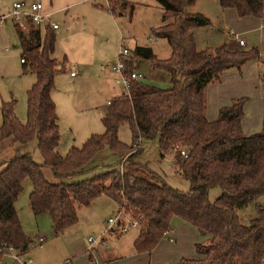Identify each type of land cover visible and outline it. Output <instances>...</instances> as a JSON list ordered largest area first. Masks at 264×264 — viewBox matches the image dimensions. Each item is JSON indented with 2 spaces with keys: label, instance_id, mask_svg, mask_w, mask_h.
Wrapping results in <instances>:
<instances>
[{
  "label": "trees",
  "instance_id": "1",
  "mask_svg": "<svg viewBox=\"0 0 264 264\" xmlns=\"http://www.w3.org/2000/svg\"><path fill=\"white\" fill-rule=\"evenodd\" d=\"M161 9V24L150 29L155 38L165 39L170 48L167 58L158 59L149 47L134 46L121 56L122 72L134 71L138 59L168 75L169 87L158 88L142 80H132L128 94L120 93L105 108L102 132L90 134L78 147L64 155L55 151L58 142L56 114L51 100L54 77L61 71L52 56L54 35L25 19L26 30L13 24L20 58L34 81L25 91V120L14 114L15 100L0 101V149L7 145L35 141L42 162L29 152L14 150L0 159V264L10 247L24 253L28 238L14 208L24 179L31 183L28 205L32 214L46 212L54 234L75 224L77 211L104 195L131 219L140 215L135 252L152 250L170 230L175 216L194 226L207 240L194 244L197 258H181L176 264H264V206L247 225L239 222L235 207L264 194V119L260 130L244 135L240 128L245 96L232 98L218 107L216 117L207 120L205 88L218 82L230 70L239 75L247 63L258 60L255 47L227 49L195 48L192 30L209 24L199 13L185 14V6L196 0H154ZM220 8H232L238 17L261 15L263 0H216ZM131 8L124 0H111L110 14ZM264 84V74L259 76ZM125 124L131 134L127 146L117 137ZM156 140L160 157L172 155L179 175L188 183L186 191L175 189L146 167L134 161L141 140ZM136 147V148H135ZM107 148L118 156V168L98 172L77 182H49L41 167L55 179L80 172L97 153ZM135 148V149H133ZM183 151L184 156L180 154ZM124 159L121 161L122 157ZM219 195L208 200V191Z\"/></svg>",
  "mask_w": 264,
  "mask_h": 264
},
{
  "label": "rangeland",
  "instance_id": "2",
  "mask_svg": "<svg viewBox=\"0 0 264 264\" xmlns=\"http://www.w3.org/2000/svg\"><path fill=\"white\" fill-rule=\"evenodd\" d=\"M14 1L16 0H0V101L11 98L15 100L14 114L19 122L23 123L24 91L34 81V75L28 72L22 73V67L18 63L19 48L15 43L13 23L10 18V6ZM35 1L41 4L42 11L47 14L49 21L56 23L59 29V36L54 38L52 56L57 66L60 62L63 64L61 71L54 77L51 100L55 107L58 125V142L55 151L62 156L70 147L80 146L89 136L88 134L102 132L100 118L105 109V102L111 103V99L122 92L121 85L116 82L117 76L111 70L116 62L119 47L129 50L134 46L148 47L154 38L150 34V29L161 24L162 11L154 0H125L131 4L130 10L129 7L120 8L113 15L89 0L77 3H74L75 0H50V4L49 0L24 2L28 4ZM211 7L217 10L216 0H196L191 5L185 6L183 12L188 15L199 13L209 18L215 15V11L210 10ZM213 22L212 19L211 25L201 26L195 30L197 50L224 45L220 43L221 39L216 41L215 38L220 37L222 32L226 33L227 28L218 29ZM225 35L233 41L224 46L227 49H236L237 43L233 37L228 33ZM207 44L209 45L206 46ZM134 70L142 75L141 80L147 84L162 89L169 87L167 73L153 68L147 60L138 59ZM70 72L75 76H69ZM104 83L107 87L103 86ZM87 130L90 132L87 133ZM117 137L125 145L130 144L131 134L125 124L118 127ZM136 142L140 149L134 161L152 171L167 185L181 191L187 190L188 183L179 175L177 164L171 158L172 155L160 157L155 139ZM7 143L4 141L2 144L0 159L7 158L14 150H18L29 152L37 164L42 162L35 149L34 140L24 144L7 145ZM118 159L116 154L105 148L93 156L83 170L72 176L55 179L50 170L44 166L41 167V173L49 182H77L98 172L111 168L119 169ZM123 159L124 156L121 161ZM1 168L2 164H0ZM30 190V181L24 179L21 191L14 202L17 218L29 240L28 251L26 249V253L14 252L16 259L5 254L2 258L4 264H63L69 259L67 246L71 242L88 237L95 238L104 229L107 232L106 220L117 212L115 204L106 196L100 195L87 207L79 208L77 220L71 228L54 234L46 212L32 214L28 205ZM218 195L219 189L211 188L208 191V200L212 201ZM104 201L106 205L103 204ZM108 205L110 208L106 207ZM263 206L264 194L235 207L239 222L247 225L249 220L256 216L257 209ZM38 237L44 239L42 243L37 242ZM123 237L125 236L121 239ZM109 239L110 243L111 240L115 241ZM206 240L207 238L204 241Z\"/></svg>",
  "mask_w": 264,
  "mask_h": 264
},
{
  "label": "crops",
  "instance_id": "3",
  "mask_svg": "<svg viewBox=\"0 0 264 264\" xmlns=\"http://www.w3.org/2000/svg\"><path fill=\"white\" fill-rule=\"evenodd\" d=\"M21 1L24 2L25 0ZM83 1L84 0H75L74 3ZM89 1L94 3L92 0ZM24 4L27 3L24 2ZM211 8L210 10L215 11V15L209 18L206 17L209 20L208 25H211L210 20L212 21L213 19V23L218 29L227 28L225 29L226 33L222 32L221 35H219L220 37L215 38L217 39L216 41L221 39L220 41L222 42L220 43L224 45L229 44L230 41L233 40L229 39L225 34H229V31H232L236 34L237 39L242 41V44L239 45L237 39L233 38L237 43L235 48L248 49L250 47H255L259 53V59L244 65L240 75L235 70H230L222 74L218 82L207 85L205 88L204 116L209 121L213 120L216 117V111L219 106L227 104L232 98L245 96L247 100L243 104V117L240 121V128L244 135H248L260 130L262 127V120L264 119V84L261 86L259 81V76L264 74V0L262 2L261 15L259 17H238L235 10L232 8H220L219 6L217 10L214 7ZM198 28L199 27L192 30L195 48L196 39L194 32ZM13 33L17 45L14 28ZM155 42L156 44H154ZM159 42H161V44ZM208 45L209 44L206 46ZM17 47L19 48L18 45ZM148 47L158 59L167 58L170 52V48L163 38H152V43H149ZM126 49L130 52L128 48ZM18 63L20 67H22V73H25L26 70L23 64L20 63L19 60ZM69 76L73 77L75 75H70L69 73ZM103 86L107 87V84L104 83ZM52 93L53 89L51 91V98ZM107 102L109 101L105 102V108L109 105ZM88 132L90 131L87 130V133ZM103 204L106 205V201H104ZM106 207L110 208V205ZM69 228H71V226L66 229ZM104 231L98 235L105 241V244L93 243L90 245V248L87 249L88 242L86 238L81 241L71 242L67 246L69 259H66L63 264H176L181 258H197L198 254L195 251L194 244L203 242L207 238L206 235H201L194 226L175 216L170 219V230L165 233L155 247L148 252H135L133 250L132 242L137 236V228L130 227L122 233H119L115 228H109L107 232ZM107 235L115 241L111 240L110 243V239ZM122 236L125 237L121 239ZM36 240L38 243H42L44 239L38 237ZM5 254L10 257L15 255L14 251L8 252L4 250L2 258Z\"/></svg>",
  "mask_w": 264,
  "mask_h": 264
},
{
  "label": "built area",
  "instance_id": "4",
  "mask_svg": "<svg viewBox=\"0 0 264 264\" xmlns=\"http://www.w3.org/2000/svg\"><path fill=\"white\" fill-rule=\"evenodd\" d=\"M97 6L105 8L107 11H110L111 6V0H92ZM10 18L12 20V23L15 25L17 29H20L21 31L26 30V24L25 19L34 24L38 25L40 27H47L51 30L54 36L59 35V29L56 23L49 21L48 16L46 13L42 11V6L39 2H30L28 4H24L21 0H16L11 3L10 6ZM229 34L237 39V36L232 31H229ZM237 43L239 45L242 44V41L240 39H237ZM129 55V52L125 47H119L117 59L115 64L111 67L112 72L117 76L116 82L119 83L122 87V94H128V85L129 82L132 80L139 81L142 79V75L136 71H132L129 74H124L122 72V64L120 61L121 56H127ZM19 62L22 63L23 59L22 57L19 58ZM70 75H73L72 72H70ZM107 104H110V102H107ZM180 154L184 156L183 151H180ZM140 219V215H137L135 218L131 219L129 218L122 209L117 210L116 214H114L113 217H109L106 220V226L107 228H115L119 233H122L126 231L128 228H138V220ZM41 240V239H39ZM88 246L87 249L90 248V245L93 243H103L105 244V241L100 237L97 236L95 238L88 237L87 238ZM6 251L12 252L13 250L8 247L6 248ZM14 259H16V255H12ZM23 263V262H22Z\"/></svg>",
  "mask_w": 264,
  "mask_h": 264
}]
</instances>
